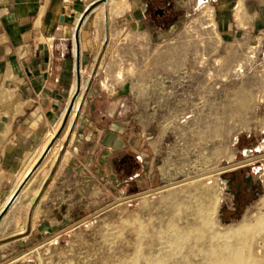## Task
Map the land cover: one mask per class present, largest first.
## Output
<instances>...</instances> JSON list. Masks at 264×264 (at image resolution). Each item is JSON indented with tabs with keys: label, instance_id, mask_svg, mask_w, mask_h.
<instances>
[{
	"label": "rangeland",
	"instance_id": "1",
	"mask_svg": "<svg viewBox=\"0 0 264 264\" xmlns=\"http://www.w3.org/2000/svg\"><path fill=\"white\" fill-rule=\"evenodd\" d=\"M247 5L243 23L223 0H95V74L126 81L132 146L113 156V187L103 178L48 233L27 236L31 173L2 193L0 264H148L226 247L264 264V17Z\"/></svg>",
	"mask_w": 264,
	"mask_h": 264
},
{
	"label": "crops",
	"instance_id": "2",
	"mask_svg": "<svg viewBox=\"0 0 264 264\" xmlns=\"http://www.w3.org/2000/svg\"><path fill=\"white\" fill-rule=\"evenodd\" d=\"M248 1L264 17V0H223L222 11L244 23ZM94 2L0 0V199L31 173L27 236L64 224L103 178L112 188L113 156L134 140L126 81L95 74Z\"/></svg>",
	"mask_w": 264,
	"mask_h": 264
},
{
	"label": "bare ground",
	"instance_id": "3",
	"mask_svg": "<svg viewBox=\"0 0 264 264\" xmlns=\"http://www.w3.org/2000/svg\"><path fill=\"white\" fill-rule=\"evenodd\" d=\"M183 1L189 2V0ZM209 174L211 175V173H205L203 177H206ZM247 227H249L248 229H250V227L252 226L249 225ZM188 233H190V231L188 230L178 231L177 235L179 237H182L187 235ZM226 251L228 253L224 256ZM218 253V251L217 254L213 252L211 256L199 254V256L195 255L194 258L190 256L179 258L173 254H152L147 256V262L148 264H260L259 260H257L252 254H250L249 251L244 249L239 251H232L231 248L226 247L223 255H220Z\"/></svg>",
	"mask_w": 264,
	"mask_h": 264
}]
</instances>
